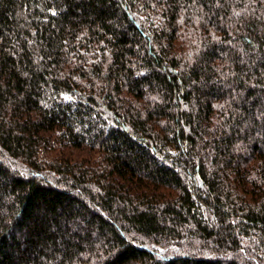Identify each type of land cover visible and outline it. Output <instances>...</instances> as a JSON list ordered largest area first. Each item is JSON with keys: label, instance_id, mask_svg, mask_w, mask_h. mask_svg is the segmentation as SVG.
Returning <instances> with one entry per match:
<instances>
[{"label": "trees", "instance_id": "16d2710c", "mask_svg": "<svg viewBox=\"0 0 264 264\" xmlns=\"http://www.w3.org/2000/svg\"><path fill=\"white\" fill-rule=\"evenodd\" d=\"M0 264H264V0H0Z\"/></svg>", "mask_w": 264, "mask_h": 264}]
</instances>
